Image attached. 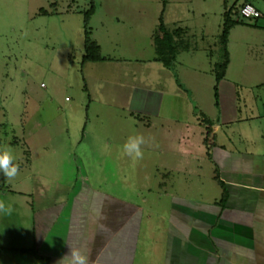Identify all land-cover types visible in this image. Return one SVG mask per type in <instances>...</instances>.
Here are the masks:
<instances>
[{"label": "rangeland", "instance_id": "obj_1", "mask_svg": "<svg viewBox=\"0 0 264 264\" xmlns=\"http://www.w3.org/2000/svg\"><path fill=\"white\" fill-rule=\"evenodd\" d=\"M91 4L90 38L101 45V55L113 59L101 69L107 82L103 87L96 69L82 64L83 15ZM243 4L242 0H167L165 6L163 0H0V148L12 147L19 164V175L10 183L0 173V199L14 209L11 216L0 214V258L27 257L25 252L5 247L18 240V231H13L19 225H30L22 200L7 190L53 187L25 178L27 162L33 163L31 171L51 172L56 161L60 178L67 181L75 174V159L98 163L102 167L89 171H99L100 177L113 184L92 186L128 195L138 203L145 200V208L161 204L165 209L167 202L157 201L154 192L137 196L134 188L154 187L152 177L161 176L164 165L184 172L183 143L197 147V135H189L184 142L181 135L166 136L162 132L169 124L165 118L175 116L179 128L185 124L190 128L194 109L207 139L209 128L219 119V124L227 123L220 126L227 134L230 130L236 137L247 134L264 147V0L251 3L263 15L258 20L239 17ZM225 12L232 25L224 46ZM160 19L169 34L181 28V38L173 37L178 51L169 67L154 61ZM182 42L190 52L184 51ZM224 48L230 67L227 81L217 84L214 78L222 73ZM189 65L199 68L197 77ZM175 73L193 91L196 104H188L183 94L179 98L174 94ZM118 76L127 87L116 85ZM132 94L135 101L129 104ZM137 133L145 137L146 144L143 159L133 164L121 156L120 146ZM104 144L109 145L108 151L103 150ZM171 146L176 154L169 151ZM39 163H47L48 169ZM123 176L129 182L124 183ZM182 181L178 177L173 184L178 193L191 188ZM68 186L63 184L60 190ZM192 187L194 195L197 187ZM62 194L59 191L55 196Z\"/></svg>", "mask_w": 264, "mask_h": 264}, {"label": "crops", "instance_id": "obj_2", "mask_svg": "<svg viewBox=\"0 0 264 264\" xmlns=\"http://www.w3.org/2000/svg\"><path fill=\"white\" fill-rule=\"evenodd\" d=\"M242 2L252 5V0ZM181 35L178 33L175 36L181 38ZM98 46L101 54V45ZM182 46L185 52H190L187 43L182 42ZM194 50L197 51V48ZM101 56L106 60L84 64L96 69L95 76L101 78L103 87L107 82L101 69L113 59ZM229 67L228 57L223 77L218 81L216 76L214 78L217 84L227 81ZM189 68L192 71H188L197 77L199 68L190 65ZM172 78L174 94L177 97L183 94L188 104H196L193 91L187 88L179 75L175 73ZM132 79H136L134 74ZM141 81L145 82L143 78ZM115 82L118 86L127 87L120 76ZM134 96L129 97V104L135 101ZM142 100L146 101L145 98ZM161 100L160 96L157 103ZM190 117L193 127L187 128L185 124L179 128L177 117L173 116L165 118L169 124L162 129L171 139L183 136L182 142L188 140L191 134L197 135L196 150L188 142L181 147V154L187 159L183 164L184 172L172 164L164 165V173L152 177L154 187L134 188L137 196L154 192L157 201L167 202L165 209L161 204L155 209L145 208V200L138 203L128 195L92 186L113 184L112 180L108 182L107 178L100 177L99 171H89L90 168L102 167L98 163L75 159L72 164L75 174L67 181L60 178V165L56 161L51 172L31 171L33 163L27 162L28 174L25 178L42 184L50 183L53 187L41 185L40 190H7L17 200H22L30 225H19L16 231L12 230L18 231V240L5 247L22 253L27 249L32 252H26L27 257L23 260L0 258V264H56L69 252V246L80 247L82 251L91 247V264H264V147L247 134L237 133L236 137L232 130L227 134L220 127L226 122L219 124V119L211 126L213 129L209 128V139L204 144V130L200 129L194 109L190 111ZM184 128L185 131H181ZM169 151L176 154L172 146ZM39 164L41 168L48 169L47 163ZM182 173L185 175L179 176ZM178 177L183 184H191L186 193H178L173 188ZM121 179L124 183L129 182L127 176ZM144 180L141 179V183H145ZM139 182L135 181V184ZM66 183L69 186L60 190L61 185ZM193 184L197 187L194 195ZM59 191L63 194L57 198L55 193ZM93 215L106 219L101 221L104 228L97 230L99 234L95 242L88 245L85 237ZM0 248H3L2 244Z\"/></svg>", "mask_w": 264, "mask_h": 264}, {"label": "clouds", "instance_id": "obj_3", "mask_svg": "<svg viewBox=\"0 0 264 264\" xmlns=\"http://www.w3.org/2000/svg\"><path fill=\"white\" fill-rule=\"evenodd\" d=\"M102 87V85H101ZM146 144L145 137L141 134H134L127 137L123 145L120 146V154L122 157H128L133 164H136L144 157L143 146ZM103 150L108 151L109 145L104 144ZM16 157L14 150L9 145H4L0 148V173H3L6 182H12L19 175V164L15 162ZM14 209L11 203H6L4 199H0V214L4 216H11ZM106 217L101 215H93L90 218V229L86 234L85 239L88 245L95 242L97 230L103 229L104 225L101 223ZM91 247H87L86 251H82L80 247L69 246V252L56 261V264H91Z\"/></svg>", "mask_w": 264, "mask_h": 264}, {"label": "trees", "instance_id": "obj_4", "mask_svg": "<svg viewBox=\"0 0 264 264\" xmlns=\"http://www.w3.org/2000/svg\"><path fill=\"white\" fill-rule=\"evenodd\" d=\"M166 1L167 0H163L164 6L166 4ZM40 12L44 15L47 14L46 11L41 10ZM93 13H94V6L93 4H91L90 8L83 15L84 55L82 57V64L86 62H102L106 60L104 57L101 56L99 46L96 44V42L92 41L90 38L89 21ZM223 17H224L225 24H224V28H223L222 35H221L222 36L221 42L225 46L226 39L228 36V31L232 23L230 22L228 12H225L223 14ZM159 22L160 24L158 25V33L160 37L155 42V55H156L155 60L157 62L162 63L164 67H169L172 61H174V56H175V52L177 49L174 44L175 42L173 40V37L177 35L180 30L176 29L174 32H172V34L171 33L169 34L168 32H166L161 19L159 20ZM224 52H225L224 61L220 65L222 73L221 75L216 76L217 81L223 77L224 69L228 63V54L225 48H224ZM215 97H217V95H215ZM207 142H208L207 137H205L204 144H207ZM23 252L30 253L32 251H23Z\"/></svg>", "mask_w": 264, "mask_h": 264}, {"label": "built area", "instance_id": "obj_5", "mask_svg": "<svg viewBox=\"0 0 264 264\" xmlns=\"http://www.w3.org/2000/svg\"><path fill=\"white\" fill-rule=\"evenodd\" d=\"M239 17L245 20H258L263 18V15L250 4H244L239 9Z\"/></svg>", "mask_w": 264, "mask_h": 264}]
</instances>
